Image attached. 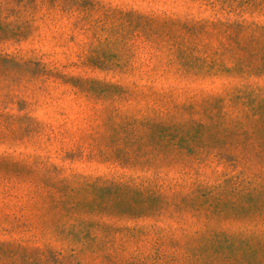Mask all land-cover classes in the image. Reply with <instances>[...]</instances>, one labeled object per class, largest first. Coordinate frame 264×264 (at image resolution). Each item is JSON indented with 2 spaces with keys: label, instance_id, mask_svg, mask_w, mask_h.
<instances>
[{
  "label": "rangeland",
  "instance_id": "1",
  "mask_svg": "<svg viewBox=\"0 0 264 264\" xmlns=\"http://www.w3.org/2000/svg\"><path fill=\"white\" fill-rule=\"evenodd\" d=\"M82 5L0 0V264H264V0Z\"/></svg>",
  "mask_w": 264,
  "mask_h": 264
},
{
  "label": "trees",
  "instance_id": "2",
  "mask_svg": "<svg viewBox=\"0 0 264 264\" xmlns=\"http://www.w3.org/2000/svg\"><path fill=\"white\" fill-rule=\"evenodd\" d=\"M84 1H86V0H68V3L74 4L79 9H81L83 12V17H89L90 13L87 11V8L84 5H82V3ZM79 15H80V12H79L78 16ZM90 16H91V14H90ZM1 23H2V19L0 18V24ZM93 24L94 25H92V26L96 29H99V30H103L102 27H105L104 21H102V20L94 19ZM98 35H100L99 32H98ZM93 51H94V53H92L91 55L88 56V61L91 65H97V63L100 60V57L98 56L97 50H93ZM7 57H10V56H7ZM0 246H2V245H0ZM37 252H38V254H35L32 250H27L25 248L23 255L18 256V258H34V259L42 260L43 257H41V252L40 251H37ZM12 255H13V257H15L16 254H12Z\"/></svg>",
  "mask_w": 264,
  "mask_h": 264
}]
</instances>
